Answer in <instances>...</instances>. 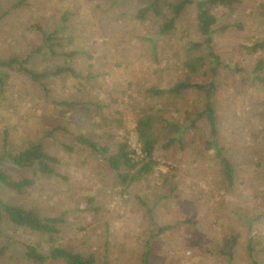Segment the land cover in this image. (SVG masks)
<instances>
[{
    "label": "rangeland",
    "instance_id": "rangeland-1",
    "mask_svg": "<svg viewBox=\"0 0 264 264\" xmlns=\"http://www.w3.org/2000/svg\"><path fill=\"white\" fill-rule=\"evenodd\" d=\"M147 4L0 0V60L18 56L37 72L72 67L81 75L40 83L0 68V157L5 148L21 151L41 141L66 178L35 175L3 161L12 178H32L34 185L23 194L0 188V200L64 222L53 245L48 235L5 221L0 264H37L26 257L27 245L45 255L61 247L93 256L95 264H264V85L253 74L264 61V48L252 54L244 48L264 41V18L258 14L264 0L217 10L211 48L197 30L196 5L187 8L170 35H161L160 17L138 18ZM229 22L243 28L222 30ZM40 29L54 36L57 55L42 46ZM194 43L204 45L190 51ZM211 51L222 63L216 74ZM73 52L78 54L68 56ZM190 57L203 58L204 65L189 75L184 63ZM181 81L206 89L148 93ZM209 102L217 115L218 143L235 169L231 188L208 121L200 116ZM144 117L154 120L155 162L151 172L140 173L144 152L135 154L137 178L128 186L101 155L75 139L83 135L111 154L124 143L141 150L136 130ZM233 238L231 260L226 253Z\"/></svg>",
    "mask_w": 264,
    "mask_h": 264
},
{
    "label": "trees",
    "instance_id": "trees-1",
    "mask_svg": "<svg viewBox=\"0 0 264 264\" xmlns=\"http://www.w3.org/2000/svg\"><path fill=\"white\" fill-rule=\"evenodd\" d=\"M112 4H119L120 2H125L127 0H109ZM243 0H148L146 7L142 8L138 13V18L140 20H145L149 13H154L157 17L162 19L160 25L161 35H170L176 28L177 22L180 17L185 13L190 5H196L197 7V30L199 34L204 38V44L211 48L214 39L213 35L219 24V18L216 11L219 9H227L228 11L233 10L238 5H240ZM258 14L264 18V4H261L258 9ZM3 16V15H2ZM2 17H0V22ZM242 29V23H227L222 30L229 28ZM42 31V29H40ZM43 32V31H42ZM44 43L43 47H47L51 50V53L57 55L53 50L55 47L54 36L52 34H47L43 32ZM204 44L194 43L189 48L190 51L200 49ZM41 47L38 51L43 49ZM247 52L250 54L256 53L259 49L264 48V41L260 44H255L254 46H245ZM78 52L70 53L68 56L77 55ZM212 59V72L217 73L218 68L222 65L220 57L213 51L209 53ZM28 59H23L18 56H13L8 59L0 60V68L19 71L30 76L33 80L40 82L44 79L51 77H59L62 75H70L74 77H80L72 67H58L54 70H45L43 72H37L36 70H31L27 67ZM187 72L190 74L197 73L198 70L203 67V58L195 59L188 58L184 63ZM264 71V61L260 60L257 62L254 68L253 74H255L254 79L264 85V76L262 72ZM3 84L2 79L0 80ZM43 88L46 87L43 85ZM196 88L198 90L206 89L205 85L193 84L188 81H181L169 89H149L148 93L154 95H181L188 89ZM210 91V89H209ZM208 91V92H209ZM60 105H67L66 102L59 103ZM200 116L206 117L210 134L212 137V144L215 146L216 157L219 160L221 166L223 167L224 180L228 183L231 188L235 184V169L231 164L230 160L224 155L223 149L220 147L217 137H218V124L217 115L215 107L212 102L207 103L206 109ZM154 120L151 117L141 118L137 125V138L142 146V151L145 154V162L139 169L140 173L148 174L152 170V165L154 164V152L157 146V139L153 131ZM76 141L81 145L91 149L94 153L101 155L107 164L114 170L117 179L123 186H128L137 176L132 173L133 170L138 166V164L132 158L134 154L130 150V145L127 143L121 144L118 152L115 154L110 153V149L106 146H101L95 141L84 137L83 135H77L75 137ZM171 143H173L171 141ZM68 151H72V148L65 146ZM7 160L9 164L21 170H30L35 175L37 173L42 174L46 177L56 176L59 178H64L56 170L55 165L59 163L57 157L46 152L44 143L31 142L24 150L21 151H10L6 148L2 156L0 157V188L7 189L8 191H13L18 194H23L24 191L29 189L34 185V180L32 178H23L21 180H15L12 178L3 168L2 164L4 160ZM9 222L20 228L28 229L35 233L46 234L49 237L51 244H56L57 235L59 234V226L64 222L63 217H48L32 210L27 209L23 206L11 204L0 200V226L5 222ZM236 238L228 244L229 251L226 253L229 258L233 259L232 250L236 244ZM251 249V248H250ZM252 250V249H251ZM148 251L144 255V260H147ZM253 253V251H252ZM26 257L37 263L44 264L47 261H64L66 264H95L93 256H85L80 253H74L67 249L61 247H52L48 255L42 254L38 249L32 245L26 246ZM253 264H257L256 261Z\"/></svg>",
    "mask_w": 264,
    "mask_h": 264
},
{
    "label": "built area",
    "instance_id": "built-area-1",
    "mask_svg": "<svg viewBox=\"0 0 264 264\" xmlns=\"http://www.w3.org/2000/svg\"><path fill=\"white\" fill-rule=\"evenodd\" d=\"M133 152H134V155L132 156V158H134V157H138V156H141L142 155V153H143V151H142V149L141 150H139V149H135V150H133ZM142 152V153H141ZM135 154L137 155L138 154V156H135ZM144 156H145V154H144Z\"/></svg>",
    "mask_w": 264,
    "mask_h": 264
}]
</instances>
